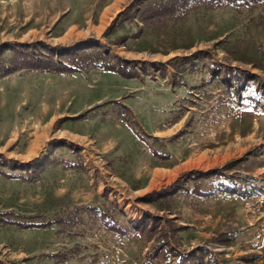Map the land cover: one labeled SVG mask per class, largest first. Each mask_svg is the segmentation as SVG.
I'll return each instance as SVG.
<instances>
[{
    "label": "rangeland",
    "instance_id": "374dc122",
    "mask_svg": "<svg viewBox=\"0 0 264 264\" xmlns=\"http://www.w3.org/2000/svg\"><path fill=\"white\" fill-rule=\"evenodd\" d=\"M132 1L0 0V78L28 73L0 80V98L14 92L20 114L102 99L64 124L81 130L92 115L123 120L109 149L96 130L56 138L63 119L36 147L29 127L0 145V262L175 264L149 258L154 241L135 228L159 215L179 229L172 246L195 252L185 264H264V0L156 29L121 19ZM82 50L103 60L31 67ZM177 179L168 213L150 200Z\"/></svg>",
    "mask_w": 264,
    "mask_h": 264
},
{
    "label": "trees",
    "instance_id": "16d2710c",
    "mask_svg": "<svg viewBox=\"0 0 264 264\" xmlns=\"http://www.w3.org/2000/svg\"><path fill=\"white\" fill-rule=\"evenodd\" d=\"M246 0H133L128 7L121 13V19L123 21L132 19H139L146 23L148 26L156 29L164 25L175 23L185 18L190 11L201 7L207 9H214L224 5H234L239 7L245 4ZM132 14L130 17L128 12ZM53 51L44 53V60H48V64L31 66L32 68H41L45 70H53L56 72H74L83 69L87 64L95 62L97 60H103L102 57L92 56L91 51L82 50L78 52L69 53L66 59H62V54ZM82 56L84 62L80 63L78 56ZM58 56V57H57ZM41 58V60H43ZM104 66L108 69L114 70L115 65L113 63H104ZM26 67V66H24ZM10 73V71H8ZM181 179H177L174 184H171L167 188L163 189L161 194L153 192L154 196L150 201H153L159 208L167 210L168 213H172L174 196L177 192L176 187L179 185ZM163 216L147 217L146 221L142 225L135 224V228L138 231L144 232L151 240L154 241L153 251L148 253L149 258L163 256L167 259L175 256L178 261L175 264H185L186 259H190V255L195 252H187L186 250H177L172 246L173 234H176L179 229H175L173 225H169L165 228L162 225ZM170 220V219H168ZM195 260L198 258L194 257ZM0 264H2L0 262Z\"/></svg>",
    "mask_w": 264,
    "mask_h": 264
},
{
    "label": "crops",
    "instance_id": "0c3cea01",
    "mask_svg": "<svg viewBox=\"0 0 264 264\" xmlns=\"http://www.w3.org/2000/svg\"><path fill=\"white\" fill-rule=\"evenodd\" d=\"M36 73L44 74V71ZM27 74L28 73L20 75H9L0 78V80L9 78L11 76L22 77ZM4 87V85H0L1 89H4ZM13 96L14 92H10L9 94L4 95L0 98V145H10L18 141L19 139H21L22 134L26 132V128L29 127L30 130H28V136H31L32 133L35 135V138L33 139L29 147H36L43 140L45 143L49 138H51V136L53 135L52 129L55 127L56 123H58L60 119H63L62 128L58 130L59 135L55 136L59 139L63 138L71 142H86L88 134L96 130V133L98 132L103 135L102 145L105 146L106 149H109L112 148L114 144L113 141L117 140L119 137L115 134V131L120 124L122 125L123 120L121 119L118 112H116V114L112 113L108 116V118H105L103 120H100L98 115L90 116L88 125H98L92 131L85 130L84 128L81 130L76 127L64 125L68 119L85 121L86 115H88L90 112H88L81 118L75 117H78L80 114L90 110V108H92L95 103L101 101L102 99H98L96 100V102L86 103L83 108L79 109L78 111H70L69 109L61 110L59 108V102H57L56 108L54 110H51L50 106L47 103H44V100H42V106L37 111L30 110L24 114H20V102L17 101L16 98H14ZM94 136L97 138V134H94ZM55 137L52 136V138Z\"/></svg>",
    "mask_w": 264,
    "mask_h": 264
}]
</instances>
